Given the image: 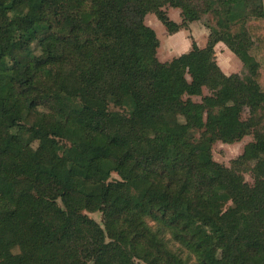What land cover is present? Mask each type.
<instances>
[{
  "label": "trees",
  "instance_id": "16d2710c",
  "mask_svg": "<svg viewBox=\"0 0 264 264\" xmlns=\"http://www.w3.org/2000/svg\"><path fill=\"white\" fill-rule=\"evenodd\" d=\"M213 1L217 15L235 9L241 18L254 2L0 0V264H188L167 233L197 264H264V90L256 59L238 46L251 33L263 49V27L250 22L236 43L222 19L204 47L193 42L161 62L145 22L153 12L174 33ZM168 6L181 9L182 23ZM220 41L251 78L223 73ZM204 86L211 94L201 102L186 97ZM246 107L251 118L242 120ZM253 131L233 167L213 160L216 139ZM61 154L67 180L42 162ZM250 162L253 184L241 171ZM87 211H101L103 225Z\"/></svg>",
  "mask_w": 264,
  "mask_h": 264
},
{
  "label": "rangeland",
  "instance_id": "374dc122",
  "mask_svg": "<svg viewBox=\"0 0 264 264\" xmlns=\"http://www.w3.org/2000/svg\"><path fill=\"white\" fill-rule=\"evenodd\" d=\"M164 8L171 19L177 23L183 22L180 8L171 6ZM203 9L205 12H202L198 20L190 22L187 27H183L174 33H170L169 30H167L163 23L157 18L155 13L150 12L146 15V24L156 30L160 40V45L157 49V57L161 62H170L175 57L188 52L191 49L193 42H197L199 46L204 47L207 43L208 36L213 29H217L219 32H222L221 29L223 27V22H219L222 19L226 21L227 25H229L231 36L236 43L238 42L236 36L238 34L241 36L243 32L248 31L250 22L261 24V27H263L262 32L264 33V0H254V2L250 4L249 8L245 10V14L247 13L246 18L244 16L241 18L239 12L235 9L217 15V12L221 11V9L218 8V3L216 1H213L211 4L204 5ZM249 13L251 14V19L248 21L247 15ZM8 16L9 13L6 12L5 17ZM250 34L248 35L251 38V43H238V46L248 49L250 54L256 59L260 71L259 83L264 90V48H258L253 34ZM44 41L45 40L43 37L39 38L32 44V50L35 53H40L41 45L44 43ZM1 42L14 48V46L8 43L6 39H2ZM215 56L219 67L226 75L239 74L241 78L252 77L251 70L225 42L220 41L216 44ZM208 94H211V91L208 87L204 86L202 88H197L190 91L186 97H191L194 101L201 102L203 97ZM111 109L116 110L113 105H111ZM241 118L242 120H249L251 118L249 107L243 109ZM49 126L52 128L51 121L49 122ZM204 130L205 129L198 131L195 130V137L199 139ZM254 131L245 135L241 140L232 143L225 142L222 139H216L211 146L213 160L227 167H233V161L243 154L246 145L252 141H255ZM42 162L55 168L62 179H69L70 169L67 165V160L62 154L56 159L45 157L42 159ZM253 165L254 163L250 162L249 164L242 166V168L240 167L246 181L250 184L254 183V177L252 171L250 170ZM114 179H120V176L117 172H112L111 174L110 180ZM16 190L17 192H21L22 186H18ZM223 195L225 196L226 194L223 193ZM229 205H231L230 201L227 206ZM86 213L98 223L103 225V213L101 211H87ZM4 221L8 225L13 224L14 215L6 214L4 216ZM148 222L151 223L153 221L148 219ZM235 231L236 226L232 228L231 235H233ZM16 236L20 241H25L27 238L26 232L23 228H20L16 231ZM166 239L169 241V247L181 255L183 259L185 258L188 261V264H197L196 256L189 252V250L183 247L178 241L174 240L170 233L166 234ZM135 262L138 264H145L138 258H135ZM89 264H92V262H89Z\"/></svg>",
  "mask_w": 264,
  "mask_h": 264
}]
</instances>
